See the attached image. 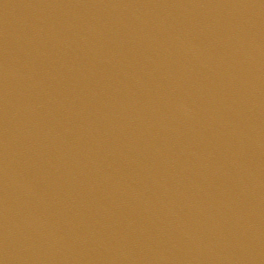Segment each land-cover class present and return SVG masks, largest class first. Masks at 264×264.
Here are the masks:
<instances>
[{
    "label": "water",
    "instance_id": "water-1",
    "mask_svg": "<svg viewBox=\"0 0 264 264\" xmlns=\"http://www.w3.org/2000/svg\"><path fill=\"white\" fill-rule=\"evenodd\" d=\"M0 264H264V0H0Z\"/></svg>",
    "mask_w": 264,
    "mask_h": 264
}]
</instances>
